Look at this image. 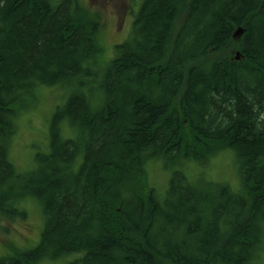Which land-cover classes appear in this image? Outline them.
<instances>
[{"label": "trees", "instance_id": "trees-1", "mask_svg": "<svg viewBox=\"0 0 264 264\" xmlns=\"http://www.w3.org/2000/svg\"><path fill=\"white\" fill-rule=\"evenodd\" d=\"M100 29L76 0H0V223L24 220L26 198L44 217L36 247L0 264H259L264 0H141L106 62ZM43 87L63 102L48 151L18 172L10 141ZM225 151L239 190L188 180L184 164ZM149 161L169 167L163 196Z\"/></svg>", "mask_w": 264, "mask_h": 264}, {"label": "rangeland", "instance_id": "rangeland-1", "mask_svg": "<svg viewBox=\"0 0 264 264\" xmlns=\"http://www.w3.org/2000/svg\"><path fill=\"white\" fill-rule=\"evenodd\" d=\"M140 2L141 0H76L81 9L98 19L101 24L96 39L102 48L101 58L105 62L115 57V46L128 39L133 16ZM64 93L56 87H43L37 92L36 103L16 121L17 130L10 141L9 159L18 172L31 171L35 166V154L48 151L50 119L56 107L62 104ZM184 165L182 168L188 180L202 175L208 181L227 183L233 190L240 189L239 170L231 151L219 154L204 166L197 162ZM145 170L148 184L163 196L170 178L169 167L160 161H149L145 164ZM18 207L26 213L24 220L0 223V257L29 251L40 240L44 223L40 205L36 200L26 198ZM262 256L259 264H264V254ZM74 258V255H70L39 264H68Z\"/></svg>", "mask_w": 264, "mask_h": 264}, {"label": "water", "instance_id": "water-1", "mask_svg": "<svg viewBox=\"0 0 264 264\" xmlns=\"http://www.w3.org/2000/svg\"><path fill=\"white\" fill-rule=\"evenodd\" d=\"M243 34V29L242 28H238V29H236L235 31H234V33H233V39H238V38H240L241 37V35ZM239 52H236L235 53V59H239Z\"/></svg>", "mask_w": 264, "mask_h": 264}]
</instances>
